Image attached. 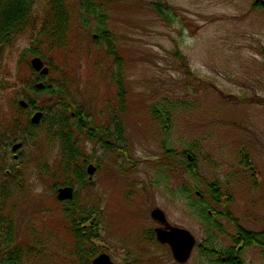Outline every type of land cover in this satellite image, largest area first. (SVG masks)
I'll return each instance as SVG.
<instances>
[{
	"label": "rangeland",
	"instance_id": "1",
	"mask_svg": "<svg viewBox=\"0 0 264 264\" xmlns=\"http://www.w3.org/2000/svg\"><path fill=\"white\" fill-rule=\"evenodd\" d=\"M256 2L106 0L107 28L122 58L117 62L95 32L98 22L84 27L79 0H70L68 47L39 49L54 72L47 77L57 80L58 71L68 69L78 106L94 126L109 125L115 133L110 140L116 148L110 150L82 138L86 182L81 185L71 171L72 186L66 185L74 189L72 209L95 213L100 225L96 256L107 253L113 264H180L170 247L156 239L155 229L164 226L151 212L159 208L170 226L189 231L196 240L183 264H217L198 248L207 231L180 193L188 186L196 187L216 211H224L212 201L208 185L213 184L242 227L264 230V7ZM157 3L168 19L158 14ZM13 39L3 48L0 69V103L7 112L14 96L35 97L27 85L17 83V78L30 79L34 57L28 56L29 66L22 65L20 76L17 63L24 51L36 48V40L27 29ZM119 74L127 90L121 136L109 113L111 106L119 109ZM36 105L48 108L49 97L40 96ZM41 122L33 131L36 139L17 152L8 149L12 173L22 178L0 176V187L6 188L0 206L13 219V245L26 249L25 264H76L64 213L69 202L60 201L53 187L62 169L59 143ZM194 144L199 146L195 158L201 179L180 165L182 153ZM89 165L96 169L93 175L87 172ZM218 221L224 229L218 234L220 246L234 248L235 263L264 264L261 247L235 243V223L225 217Z\"/></svg>",
	"mask_w": 264,
	"mask_h": 264
},
{
	"label": "trees",
	"instance_id": "2",
	"mask_svg": "<svg viewBox=\"0 0 264 264\" xmlns=\"http://www.w3.org/2000/svg\"><path fill=\"white\" fill-rule=\"evenodd\" d=\"M69 2L70 0H43L42 2H38V0H0V69L3 63V48L12 45L13 37L22 33L24 29L29 30L33 39L36 40V48H29L19 56L17 63L18 76H20L23 64L29 66L28 56L40 57L47 66L49 65L45 54L39 50L41 46L48 47L50 51L66 49L70 41L72 20V10ZM79 4L82 25L87 27L92 20H96L98 22V28L95 30L97 36L106 43L109 56L114 57L115 61L121 62L122 58L116 50L113 34L107 28L106 0H79ZM255 5L260 8L263 7L259 0ZM155 9L158 14L166 19L169 18L160 3L155 4ZM29 69L31 70L30 79L22 81L17 78V83L27 85L35 97L14 96L10 106L12 113L5 111L4 105L0 103V151L2 153L0 154V176L8 179L13 174L14 168L8 158V149L13 148L15 144L21 143L24 146L30 140H34L33 131L39 125L32 124L31 118L37 111H42V122L45 121L47 127L45 131L58 141L61 154L62 169L60 178L57 179L59 182L53 185L54 191H58L61 186H72L69 177L71 171L74 179L82 185L87 178L85 168L80 164H86L84 160H81L80 142L82 138L98 142L104 148L110 150L116 148L110 140L115 136V133L111 132L109 125L94 126L93 121L78 106L73 95L75 79L68 69L67 72L65 68L59 70L60 74L57 80L52 79V75L49 78L40 75L30 66ZM51 73H54L52 68H50L49 74ZM120 75L115 79L118 88L117 101L119 109L111 106L109 113L114 114L112 124L116 128L117 134L121 136L123 134L122 117L127 108V90ZM40 82L44 83L42 90L36 89V84ZM7 85L6 89L8 90L11 88V84ZM40 96L49 97L50 105L48 108L37 109L36 102ZM21 100L28 103L27 108L20 105ZM153 111L155 115L159 112L157 107L153 108ZM162 122L164 123L165 120H162ZM187 148L182 153L185 162L182 161L180 165L194 179H201L197 172V160L195 158V151L199 150V146L194 144L189 145ZM15 156L14 160L17 161L18 157L15 158ZM249 166H251L250 163ZM251 169L254 171V167ZM14 174L17 178H22V175ZM208 188L211 192L212 201L216 204H222L224 211H216L209 206L205 202L203 194L196 191V187L180 188V193L193 207V213L205 223L207 239L204 243L198 245L203 256L207 258L214 257L217 264H237L233 256L234 248H222L220 246L218 236L224 232L222 224L218 221L220 217H225L230 222L235 223L239 231L237 238H234L235 243L240 242L244 247L259 246L263 249L264 255V230L254 232L242 227L230 212L229 202H222V195L219 190L215 189L213 184H209ZM5 190V186L2 185L0 187V197H3ZM74 205H76L74 200L69 202L68 206L64 208V213L65 221L68 222V231L75 242L74 256L78 258L76 264H92L98 252L97 240L100 237V225L93 219L95 215L93 211L90 214H81L80 208L72 209ZM3 210V207L0 206V264H25L23 252L26 249H23L22 246L15 247L13 245L16 241L12 232L13 219L9 214H5ZM240 247V250H243L242 246ZM29 251L31 252V249Z\"/></svg>",
	"mask_w": 264,
	"mask_h": 264
},
{
	"label": "water",
	"instance_id": "3",
	"mask_svg": "<svg viewBox=\"0 0 264 264\" xmlns=\"http://www.w3.org/2000/svg\"><path fill=\"white\" fill-rule=\"evenodd\" d=\"M31 66L35 72H38L42 76H47L49 74V68L45 65L44 61L40 57H35L31 60ZM44 83H37L36 89L42 90ZM20 105L23 108L28 107V103L24 100L20 101ZM43 117L42 112H36L32 118L31 122L34 125H38ZM23 144H15L12 148L13 152H17L21 149ZM17 158V156H15ZM95 167L89 165L87 172L89 175H93L95 172ZM58 199L60 201H71L74 199V189L72 187H63L58 190ZM151 217L159 224L164 225V227H159L155 229L156 238L159 243L169 245L175 261L180 264L186 263L191 255L192 251L196 245V240L192 234L180 227L170 226L166 214L163 210L155 208L151 212ZM93 264H113L110 256L106 253L98 255L94 260Z\"/></svg>",
	"mask_w": 264,
	"mask_h": 264
},
{
	"label": "flooded vegetation",
	"instance_id": "4",
	"mask_svg": "<svg viewBox=\"0 0 264 264\" xmlns=\"http://www.w3.org/2000/svg\"><path fill=\"white\" fill-rule=\"evenodd\" d=\"M262 4V6L264 7V0H259Z\"/></svg>",
	"mask_w": 264,
	"mask_h": 264
}]
</instances>
